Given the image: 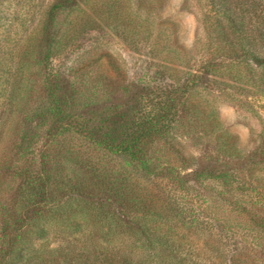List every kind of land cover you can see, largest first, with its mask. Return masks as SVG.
Listing matches in <instances>:
<instances>
[{
  "label": "trees",
  "instance_id": "1",
  "mask_svg": "<svg viewBox=\"0 0 264 264\" xmlns=\"http://www.w3.org/2000/svg\"><path fill=\"white\" fill-rule=\"evenodd\" d=\"M160 1L151 0L162 8ZM204 2L192 47L170 44L159 22L151 49L157 57L145 59L136 77L115 74L123 98H95L79 112V91L54 64L60 15L83 6L133 34L141 26L150 36L153 25L131 3L119 12L120 0H52L30 51L45 69L44 102L21 119L12 188L0 184V264H264V123L257 150L218 164L179 168L148 147L172 134L197 97L214 91L254 96L264 107V0ZM18 82L7 104L24 97ZM109 156L123 157L132 170L107 168ZM68 164L82 171L76 182ZM164 178L170 186L160 184ZM207 181L219 185L237 221L205 208ZM51 234L63 241L49 247Z\"/></svg>",
  "mask_w": 264,
  "mask_h": 264
},
{
  "label": "rangeland",
  "instance_id": "2",
  "mask_svg": "<svg viewBox=\"0 0 264 264\" xmlns=\"http://www.w3.org/2000/svg\"><path fill=\"white\" fill-rule=\"evenodd\" d=\"M51 2L0 0V184L7 190L12 188L11 175L17 168L14 148L20 137L21 119L44 102L41 92L45 69L38 67L30 51L40 35L45 12ZM144 2L120 0L119 12L127 10V4L131 3L130 7L141 21L150 18L153 25L150 36L143 32L141 26L133 34L119 25V21L110 20L104 12L93 14L88 7L89 20L85 18L87 9L83 6L81 10L60 15V42L54 64L63 69L69 82H74V87L79 91V112L93 107L95 98L97 102L123 98V91L116 86L115 74L120 70L129 77L135 76L145 59L157 57V54L151 53V49L156 41L159 22H163V27L171 34L170 44L176 42L187 49L193 46L200 30L199 18L206 11L204 0H162V8L147 0L145 3L152 5L150 10L143 7ZM15 79L19 81L17 90L24 97L7 104L5 95ZM96 94L97 97H94ZM262 105V100L254 96L246 98L216 91L197 97L196 105L184 112L172 134L150 143L148 147L152 148V154L160 157L161 163L169 160L179 168H197L216 161L218 164L225 158L251 154L261 143L264 123ZM8 106L12 107L9 114L6 113ZM44 140V137L39 139L35 145L36 151ZM85 155L94 156L93 151ZM67 166L65 171L73 177V182L82 177L81 169ZM106 166L113 170H132L120 156H109ZM135 177L139 182L148 183V179L141 174L137 173ZM166 180L164 178L160 184L165 185ZM206 186V191L210 192L209 195L207 193L208 201L203 202L207 206L205 208L213 210L217 217L224 220L237 221L233 218L228 200L217 193L221 189L219 185L207 181ZM62 241L61 235L51 234L44 243L52 247Z\"/></svg>",
  "mask_w": 264,
  "mask_h": 264
}]
</instances>
